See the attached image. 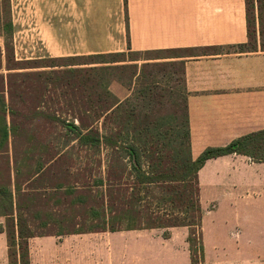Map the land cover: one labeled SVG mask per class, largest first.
<instances>
[{"label": "crops", "instance_id": "1", "mask_svg": "<svg viewBox=\"0 0 264 264\" xmlns=\"http://www.w3.org/2000/svg\"><path fill=\"white\" fill-rule=\"evenodd\" d=\"M10 2L14 43L54 44L53 53L45 45L49 54L33 53L27 59L130 49H219L248 41L246 0ZM191 54L144 61L185 60L192 157L264 129L260 43L253 51ZM110 89L121 100L133 91L117 82ZM27 105L22 114L7 116L8 124L12 119L24 124L23 131L17 137L10 133L4 145L0 132V264H10L8 227L30 234V264H191L188 226L111 229L106 196L111 149L79 146L77 139L68 146L66 131H52L48 125L60 123L46 114L50 107L30 99ZM60 110L54 109L57 116ZM2 123L0 114V127ZM129 169L128 164L127 176ZM198 178L203 219L219 211L220 203L227 204L232 217L264 219V161L241 153L212 157ZM204 245L208 254L205 230ZM210 248L238 249V243L218 239Z\"/></svg>", "mask_w": 264, "mask_h": 264}, {"label": "trees", "instance_id": "2", "mask_svg": "<svg viewBox=\"0 0 264 264\" xmlns=\"http://www.w3.org/2000/svg\"><path fill=\"white\" fill-rule=\"evenodd\" d=\"M246 10L248 41L237 47L240 51H253L260 43L264 48V0H246ZM13 31L11 2L0 0V37L4 39L0 44L2 145L8 142L10 133L17 137L23 131L24 124L13 119L8 124V114H22V109L29 108V99L48 105V98L53 101V96L58 97L65 108H60L61 116H57L52 103L48 107L53 112L46 114L60 121L68 146L77 139L79 146L111 149L113 160L108 168L106 193L111 213L109 227L188 226L191 264H206L198 172L207 159L224 154L241 153L264 161V129L238 137L225 146H209L193 158L185 60L139 64L140 58L134 54H158L144 59L165 57L159 55L168 52L167 56L181 57L184 54L172 52L203 49L191 54L197 55L214 47L130 49L18 60ZM28 67L52 69L34 72L25 70ZM179 72L175 79L174 73ZM125 78L127 85L136 87L130 97L121 100L110 85L114 80L125 83ZM167 79H175L181 87L163 84ZM64 114L67 116L63 117ZM103 183V179L98 181ZM29 236L8 227L10 264H30Z\"/></svg>", "mask_w": 264, "mask_h": 264}, {"label": "rangeland", "instance_id": "3", "mask_svg": "<svg viewBox=\"0 0 264 264\" xmlns=\"http://www.w3.org/2000/svg\"><path fill=\"white\" fill-rule=\"evenodd\" d=\"M45 45L49 47L48 51L52 52L51 50H53L54 44L14 43L15 53H16L15 56H17L18 60H25L28 57L33 56L34 55L33 53H35V55H38V54L42 55V54H47V53L49 54ZM240 49L241 48L237 46H232V47L226 46V47L219 48V49H208L207 51L240 50ZM202 51L203 49H197V50H188V51H177V52H172V53L185 54V53H194V52L200 53ZM168 54H170V52H168L166 55ZM157 55L158 54H155V53H140L136 55L134 54V56H137L138 58H140L139 60H137L139 64L144 62V58L155 57ZM161 55H164V54H161ZM59 68L61 67L56 66V69H59ZM169 68L173 69V67H169ZM174 75H175L174 78L177 79V77L179 78L180 76V72L179 74L174 73ZM175 79L174 80L167 79L163 81V84H169V85L174 84V85H178L179 87H181L180 82L175 81ZM126 80L127 78H125V83L124 82L122 83L117 80H114L113 82L122 84L124 86L125 91L127 87L133 88V91H132V94H133L136 84L129 86L127 85ZM52 98H53V101L51 102L54 105L52 106L53 109L60 110V108H62L63 110H65L64 106L60 105V101H59L60 99H58V97L53 96ZM67 114H64V115L67 116ZM42 124H45V121ZM48 125H50L52 131L56 130V131L61 132L62 130H64L61 123L54 124V122H52V123H48ZM219 207H220L219 211L215 213L213 212L208 213L203 219V227H204V230L206 231L208 242H209V252L208 254L206 253L207 254L206 264H264V219H252V220L251 219L249 220L238 219V216L236 217L230 216L228 209H227L228 208L227 204L220 203ZM218 239H220V241L222 242L223 241L236 242L238 243V249L228 248L226 251H220V250L216 251L210 248L212 247V244L217 242ZM252 240L256 243L253 245L246 244V241H252ZM219 245L220 244H218V246Z\"/></svg>", "mask_w": 264, "mask_h": 264}]
</instances>
